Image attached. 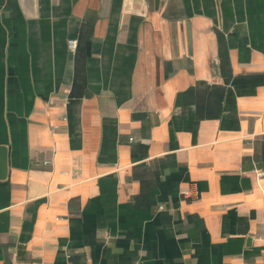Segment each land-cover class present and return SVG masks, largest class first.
I'll use <instances>...</instances> for the list:
<instances>
[{
  "label": "crops",
  "instance_id": "0c3cea01",
  "mask_svg": "<svg viewBox=\"0 0 264 264\" xmlns=\"http://www.w3.org/2000/svg\"><path fill=\"white\" fill-rule=\"evenodd\" d=\"M0 144V264H264V0H0Z\"/></svg>",
  "mask_w": 264,
  "mask_h": 264
},
{
  "label": "water",
  "instance_id": "95a60500",
  "mask_svg": "<svg viewBox=\"0 0 264 264\" xmlns=\"http://www.w3.org/2000/svg\"><path fill=\"white\" fill-rule=\"evenodd\" d=\"M8 171V149L6 145L0 144V179L6 177Z\"/></svg>",
  "mask_w": 264,
  "mask_h": 264
},
{
  "label": "built area",
  "instance_id": "2783aa9c",
  "mask_svg": "<svg viewBox=\"0 0 264 264\" xmlns=\"http://www.w3.org/2000/svg\"><path fill=\"white\" fill-rule=\"evenodd\" d=\"M76 46H77V40L76 39L71 38L67 41V47H68L70 52H74L76 49ZM262 173H264V172H259V171L257 172L258 176L262 175ZM181 194H182V196H187V197L189 196L190 197V194L187 190H183L181 192ZM158 209H162V207L159 206Z\"/></svg>",
  "mask_w": 264,
  "mask_h": 264
}]
</instances>
